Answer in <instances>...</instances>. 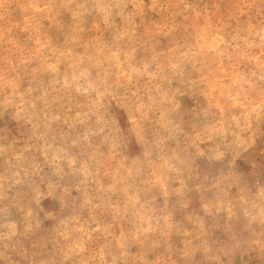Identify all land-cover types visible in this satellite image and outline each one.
<instances>
[{
    "label": "rangeland",
    "instance_id": "rangeland-1",
    "mask_svg": "<svg viewBox=\"0 0 264 264\" xmlns=\"http://www.w3.org/2000/svg\"><path fill=\"white\" fill-rule=\"evenodd\" d=\"M0 264H264V0H0Z\"/></svg>",
    "mask_w": 264,
    "mask_h": 264
}]
</instances>
